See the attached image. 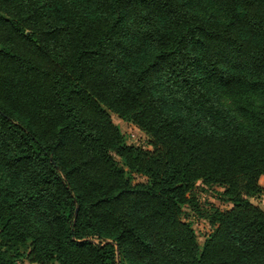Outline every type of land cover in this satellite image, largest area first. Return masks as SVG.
<instances>
[{"label":"trees","instance_id":"obj_1","mask_svg":"<svg viewBox=\"0 0 264 264\" xmlns=\"http://www.w3.org/2000/svg\"><path fill=\"white\" fill-rule=\"evenodd\" d=\"M263 174L264 0H0V264H264Z\"/></svg>","mask_w":264,"mask_h":264},{"label":"rangeland","instance_id":"obj_2","mask_svg":"<svg viewBox=\"0 0 264 264\" xmlns=\"http://www.w3.org/2000/svg\"><path fill=\"white\" fill-rule=\"evenodd\" d=\"M109 114L113 123H115L123 133L127 143L136 146H141L142 148H151L150 139L145 132L140 130L131 121L124 120L123 118L119 117L116 113L110 112ZM116 159L118 160V158ZM119 163L121 164L120 160ZM130 176L135 182L146 180V177L139 173H131ZM220 190H222V188L217 185H204L198 181L195 184L193 191L195 192L198 198L200 207L203 209H207L211 205L220 209L229 208L230 203L218 197V191ZM250 201L259 205L264 210V192L261 193L259 196L251 197ZM182 215L186 220H189L192 223L197 235V241L201 245L203 243L205 235L210 229L207 220L205 218H199L191 209L186 206L183 207Z\"/></svg>","mask_w":264,"mask_h":264},{"label":"crops","instance_id":"obj_3","mask_svg":"<svg viewBox=\"0 0 264 264\" xmlns=\"http://www.w3.org/2000/svg\"><path fill=\"white\" fill-rule=\"evenodd\" d=\"M264 174L263 175H261L260 176V179H259V183L261 184V186L263 187V192H264ZM262 192V193H263ZM19 264H37V263H30V262H28V261H26V260H23L21 263H19Z\"/></svg>","mask_w":264,"mask_h":264}]
</instances>
